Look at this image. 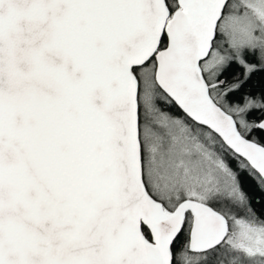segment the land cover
I'll use <instances>...</instances> for the list:
<instances>
[{"label":"snow or ice","instance_id":"snow-or-ice-1","mask_svg":"<svg viewBox=\"0 0 264 264\" xmlns=\"http://www.w3.org/2000/svg\"><path fill=\"white\" fill-rule=\"evenodd\" d=\"M0 264H264V0H0Z\"/></svg>","mask_w":264,"mask_h":264}]
</instances>
